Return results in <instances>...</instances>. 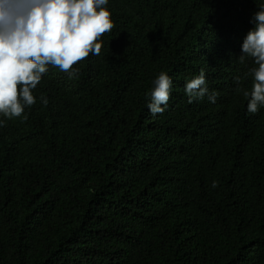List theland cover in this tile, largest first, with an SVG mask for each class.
<instances>
[{
	"label": "trees",
	"instance_id": "obj_1",
	"mask_svg": "<svg viewBox=\"0 0 264 264\" xmlns=\"http://www.w3.org/2000/svg\"><path fill=\"white\" fill-rule=\"evenodd\" d=\"M261 4L109 0L101 54L76 79L49 66L27 120L0 128V264H264V109L236 92ZM201 70L215 103H188Z\"/></svg>",
	"mask_w": 264,
	"mask_h": 264
},
{
	"label": "clouds",
	"instance_id": "obj_2",
	"mask_svg": "<svg viewBox=\"0 0 264 264\" xmlns=\"http://www.w3.org/2000/svg\"><path fill=\"white\" fill-rule=\"evenodd\" d=\"M108 5L109 0H0V128L9 120H27L25 110L37 103L33 92L49 66L76 79L79 68L74 65L90 54H101L103 35L115 27ZM249 22L253 27L243 40L238 61L250 58L255 65L244 74L245 80L251 77V90L238 86L236 92L247 100V112L255 115L264 109V4ZM236 83L241 84V77ZM172 90V78L161 71L146 93L153 118L166 111ZM183 90L188 103L206 96L215 103L219 96L209 91L203 70L186 79ZM39 100L48 104L43 95ZM217 186L213 181L211 187Z\"/></svg>",
	"mask_w": 264,
	"mask_h": 264
}]
</instances>
